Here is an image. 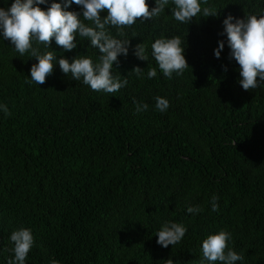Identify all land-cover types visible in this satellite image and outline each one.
I'll list each match as a JSON object with an SVG mask.
<instances>
[{"label": "trees", "instance_id": "trees-1", "mask_svg": "<svg viewBox=\"0 0 264 264\" xmlns=\"http://www.w3.org/2000/svg\"><path fill=\"white\" fill-rule=\"evenodd\" d=\"M0 7L10 3L0 0ZM202 7L217 17L180 23L170 0L151 20L108 26L132 49L143 44L148 57L130 50L118 58L114 74L129 82L112 94L92 91L58 65L43 85L31 83L38 61L0 40V104L8 108L0 111V264L14 258L10 236L20 228H30L35 240L25 264H200L203 241L221 230L244 257L237 264H264V84L240 87L239 65L222 35L228 15L264 14V0H208ZM175 36L189 68L167 78L151 46ZM78 40L70 53L54 40L52 49L38 47L98 62V49ZM220 41L225 49L217 59ZM137 67L142 78L132 73ZM149 68L157 77L147 78ZM157 96L170 103L164 113L155 107ZM137 104L149 108L137 114ZM189 206L202 211L189 214ZM165 222L188 229L167 249L156 236Z\"/></svg>", "mask_w": 264, "mask_h": 264}, {"label": "clouds", "instance_id": "clouds-1", "mask_svg": "<svg viewBox=\"0 0 264 264\" xmlns=\"http://www.w3.org/2000/svg\"><path fill=\"white\" fill-rule=\"evenodd\" d=\"M10 7H0V40L10 41L12 49L20 55L30 53L38 63L30 70V82L43 85L46 79L54 74L58 65L66 76L75 81H82L92 91L116 93L128 85V78L116 76L114 65L119 63V57L135 55L142 61H147L143 44L132 49L131 42L114 38L108 31V26L123 29L132 26L139 18L143 21L160 16L165 11L170 0H155L156 7L149 8L148 0H2ZM208 0H171L174 8L172 16L180 23H190L198 15L217 17L209 7H202ZM73 5L80 11H69ZM41 6H45L42 8ZM107 15L102 19L101 13ZM85 21L90 22L85 24ZM223 33L227 37V47L230 49L229 59L238 65L240 79L238 84L245 91L256 90L264 84V14L246 15L237 18L228 15L223 20ZM79 38L90 42L92 48L98 49L99 61L94 62L87 55H78L69 60L65 56L57 57L54 50L40 52L39 45L52 49L55 45L63 49V53L73 52L79 46ZM181 37L160 38L152 44V57L157 62L164 77L171 78L173 74L182 75L189 68L185 57V47ZM225 42L220 41L214 50L217 59L221 58ZM227 71V68H225ZM132 73L138 78L144 76V70L137 67ZM157 77V70L149 68L147 78ZM259 78V79H258ZM156 109L164 113L169 107L168 99L157 96ZM148 104H137L136 112L147 111ZM0 111L7 113L8 108L0 104ZM218 197H212V211L219 210ZM199 207H187L189 214H199ZM188 229L183 223L165 222L156 236L157 244L167 249L181 242ZM14 247L11 249L14 258L7 264H25L35 240L30 228H20L10 236ZM232 234L221 230L209 235L202 243V258L200 264H237L244 257L230 247ZM53 264H58L53 261ZM167 264H174L172 259Z\"/></svg>", "mask_w": 264, "mask_h": 264}]
</instances>
